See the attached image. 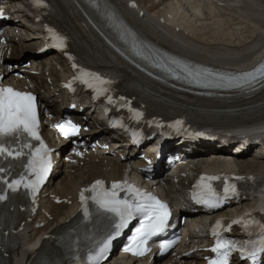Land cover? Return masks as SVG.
Here are the masks:
<instances>
[{
  "label": "snow or ice",
  "instance_id": "1",
  "mask_svg": "<svg viewBox=\"0 0 264 264\" xmlns=\"http://www.w3.org/2000/svg\"><path fill=\"white\" fill-rule=\"evenodd\" d=\"M32 3L37 8L47 7L45 0H32ZM106 16L112 26L120 30L121 39L130 44L132 51L137 56L149 59L136 40L135 34L125 29L122 21L113 12L107 11ZM45 27L52 41L51 46L63 50L66 47V38L56 30ZM69 59L73 58L69 56ZM172 63L177 64V67L182 68L193 81L202 86L245 88L252 87L258 80H264V61L253 69L238 74H213L206 70L192 71L176 61ZM156 66L165 67V70L171 71L163 62ZM72 67L76 69L77 65L73 63ZM76 80L92 89L93 100L105 96L107 103H117L108 94L111 81L99 74L79 69V75L74 76L66 87L71 89L72 83ZM119 101L123 102L119 106L128 107L135 118L139 119L143 115L132 109L130 102L125 101L124 97H120ZM182 123V121H176L175 125L179 126ZM120 126L123 127L122 124ZM54 127L65 138L75 136L80 132L79 126L71 121L58 123ZM33 141L38 143L34 144ZM17 167L22 171L17 174L16 178L9 179L13 169ZM51 167V149L40 135L36 97L30 92L19 91L0 83V185L5 186L0 188V202L8 199L9 192L16 193L21 188L25 189L34 200ZM220 179L219 176L202 175L193 186L192 199L194 202L209 209H215L220 207L226 199L237 197L236 184L231 183V178L227 176L223 177V194L217 191L212 181ZM235 179L242 178L236 177ZM85 193H90V195H85ZM89 200L96 213L103 216L108 224L98 237L91 238V247L86 257L87 264H101L112 242L137 218H139V224L134 229L124 251L130 252L133 256H144L151 251L148 247L149 241L164 231L170 215L165 203L127 181H113L109 188L105 186L103 180H96L88 188L82 189L80 202L85 218L91 215ZM261 212L264 213V208ZM233 225H239L245 234L249 237L255 236V238L237 241L221 234V230L224 233L230 232ZM211 232L215 237V244L210 251L215 255L212 258L206 257L208 264H230V257L234 252H239L242 260L248 258L252 264H259L261 255H264V220L245 215L232 220L226 226L223 221L217 220ZM174 243L175 241L162 240L159 244L160 252H166ZM76 259L79 261L80 258L77 256Z\"/></svg>",
  "mask_w": 264,
  "mask_h": 264
},
{
  "label": "bare ground",
  "instance_id": "2",
  "mask_svg": "<svg viewBox=\"0 0 264 264\" xmlns=\"http://www.w3.org/2000/svg\"><path fill=\"white\" fill-rule=\"evenodd\" d=\"M158 1V4H152L148 11L157 14L160 12V5L169 1L171 12L180 14V19L186 18L182 21V26L186 30L182 32L183 34L175 37L182 40L180 48L189 54L212 62L241 65L249 62L264 49V0H228L232 3L224 8L216 6L211 8L205 0ZM38 37V35H33L30 40L37 42ZM192 38H196V40ZM204 42H208L209 45H204ZM121 76L124 77L125 73H121ZM263 99L264 90L249 100L239 102L233 100L228 105L225 102H198V104L203 108L223 109L243 107ZM44 100L46 104L58 108L57 104L52 103L49 98L44 97ZM214 125H218L219 128L220 124ZM208 149L218 151V148L209 147ZM213 157L212 155L204 157L206 158L204 159L205 166L215 167L218 165L220 157ZM241 157L240 160L235 161L240 171L256 172L264 169V158H257L255 154L249 155L247 158ZM100 174L99 172L95 175ZM27 252V248H22L19 253Z\"/></svg>",
  "mask_w": 264,
  "mask_h": 264
}]
</instances>
